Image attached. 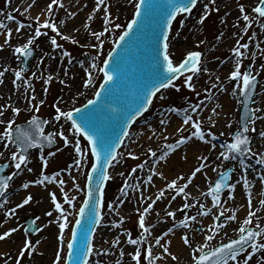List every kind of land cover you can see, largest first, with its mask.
Instances as JSON below:
<instances>
[{
    "label": "rangeland",
    "instance_id": "rangeland-1",
    "mask_svg": "<svg viewBox=\"0 0 264 264\" xmlns=\"http://www.w3.org/2000/svg\"><path fill=\"white\" fill-rule=\"evenodd\" d=\"M137 2L138 0H105V4L108 7V18L111 20V23L107 25L105 24V13L104 8H102L101 11L103 12V15L101 19L94 21H82L83 27H88V29L90 30V36L88 33H86V35L73 34L71 36L77 41V43H72L71 41L63 40L60 36H57L56 33L53 32L50 28L42 27L41 31L42 33H46V35H41L38 39L35 40L34 44L32 45V48L36 51V56L38 57V59L34 63H32L30 65L29 70L24 73V76L31 83V88H26V85L23 80L16 81L15 84L13 83V81L15 80V71L21 70V61L17 62L18 66L16 68L12 67L13 65L10 66L9 72L5 71L3 65L0 63V72H4V75L0 79V81H2V83H0V88L3 86L5 87V85L8 86L14 97V99H11L6 97L4 94H0V113H3L2 115H0V121L3 122L0 123V133H3L4 129L7 127V122L9 120L15 121L16 125L24 123L34 116H39L41 118H44L46 121L50 122L48 123L46 133L51 131L59 132L62 126V130L71 141L68 146H65L64 141L59 136H57L55 138L57 142V147L55 150L35 151L34 155L29 159L28 162V167L32 168L33 171L28 172L27 169L24 168V166L22 165V170L20 171V173L25 169L24 178L18 181L20 173L16 177H14L13 183L8 189V191L13 190L14 193H16L18 190L24 191L25 189L22 187L24 183L36 180L29 179V177L31 175L34 176L35 169H37L38 171V174L36 176L41 174V170L43 169V163L40 159L41 155L48 159V166L46 169H44V172L46 175L51 176V174H53L54 172L63 171L67 168V166L71 164V161H74L76 154H74L72 149H74V143L76 139L80 140L81 147L85 148V150L87 149V146L86 144H84L83 139L80 136H77L75 134L74 129L70 127L69 121H66L63 118L60 122H56L54 120V116L56 115L55 109L56 107H59L63 112L72 111V109H75L76 107L85 104V102L93 96L102 80V72L99 71V68L102 67L106 55L112 49L118 36L124 30L127 23L132 18L135 11L134 4ZM199 2L200 7L197 11H193L191 15L186 14L179 17L172 27V31L168 41V51L174 64H179L186 57L189 51H200L202 53V68H208L210 67V65L213 64L219 65L220 63H227L232 56L234 57L232 49L237 46L238 40L240 44L247 43L249 46H251L253 51L255 50L257 53L262 51L264 52V27H261V22H264V20H262L261 22H257V20L255 19L256 14L253 12V8L257 3L256 0L253 2H249V0H215V3H212L211 0H199ZM8 4H10L9 0H0V22L6 24L15 21L16 23L19 22L18 24L21 23L25 25L24 28L27 29L28 38L22 43L19 37L15 41V44H19L20 46L22 44L24 45L27 43V40L29 38L34 36L35 28L39 25H42L43 22H41L40 20L39 23L37 20L28 21L26 17V12H24L22 8L19 7H16L17 9H14V12H9L7 8ZM204 4L209 5L210 15L207 19H205L204 23L201 24L198 23V20L204 11ZM240 5L244 6L245 14H248L250 17L254 18L250 26H248L247 22L243 21V14L239 10ZM226 12L235 13L234 22L237 24H235L234 28L239 30L236 33V36L229 43H227L226 46H224V42L221 43V45L224 46L221 47L217 44L220 42L219 39L221 37L223 29L227 26L222 21L224 20ZM9 15L13 17L12 20L7 19ZM193 15H196V18H191ZM47 21H49L50 23H55L58 27L59 19L57 17V8L52 9V15L47 19ZM181 21H183V25H181ZM116 24L121 25V27L116 28ZM240 25L241 28H239ZM105 27H107V31H104ZM245 27H247L248 29L247 32L244 31ZM93 32L103 33V35H101L100 39L98 40L92 35ZM181 35L184 36L183 39H180ZM53 36H56L58 44L62 45V49L53 48L50 43V38ZM92 45L101 46L94 48L92 47ZM222 48H225V50H223ZM14 50L15 49L8 48L6 49V52H9L10 57L18 61L19 59L15 57L16 55L14 53ZM63 51H67L68 53H70V55L67 57L62 56ZM241 52L244 53V56L240 57L242 63L241 71L244 72L247 66H251L252 74L258 79H260V84L257 89V94H260L263 91L264 86V71L261 69L259 70L254 63V60L250 59L248 53L249 47L247 49L242 48ZM55 59L56 61H58L57 72H55V75L53 73H50L49 75L47 73L48 63L53 62ZM41 60L43 61V63H41ZM69 61L71 62L69 63ZM93 62L98 65L97 68L91 67ZM84 63H86L85 67L83 65ZM81 69H84L86 71V74H84L85 76L83 75V71ZM32 73H36V76L33 77ZM89 73L91 74L90 76ZM6 76L9 77L8 80L5 79ZM49 76L52 77L50 81H48ZM185 77L186 76L182 77L180 81L175 83L176 87L168 88L157 95L152 105V108L146 116L148 122H145L144 125H138L136 127L137 129L135 130L137 135L135 133L132 135V137H136L137 139V137L140 135L141 137L145 138L146 134L149 132L148 134H152L150 135L151 139L152 136L154 137L153 133H155L153 127L154 125L160 123L161 119H165L169 123V121L173 118L180 117L184 119L186 115H191L193 117V120L201 121L202 116L199 114L198 110L197 112L193 113L191 111L190 105H196L203 101L202 105L207 104L205 102H208V107H210L213 106L214 102L216 103L217 101H219V97L215 95V93L217 92V88L213 89L211 87L212 84L208 85L209 79L211 78L209 73L201 71L200 73L193 76L192 83L195 84V91L190 90L184 84ZM225 78L226 75H224L223 78H220L219 81H216L215 84H217V87H219L220 89V86L224 88L223 85L230 84L233 99L232 104L234 109L238 110L239 112L241 96H239L238 94L233 95V89L236 86V81L230 79L227 81V79ZM89 79H91L92 81L91 84L85 86L86 81ZM46 81L48 82L46 83ZM206 88L209 89L210 92H205ZM45 89H47L46 92ZM197 93H199V96L197 95ZM12 94L9 93L8 95L11 96ZM33 95L35 96V99L31 100L30 98ZM160 96H164L165 98L161 100ZM206 97L208 98L206 99ZM41 100L44 101L43 104H40ZM34 105H39L38 112L35 111L33 107ZM173 107L181 109V111L179 113L168 111V109H171ZM16 108L20 109L18 115L13 112V109ZM183 109H188V112L185 113ZM238 115L239 114L235 113L232 118L224 120L219 119L218 115L215 116L214 113L211 112L209 114H206V119L204 122L206 125L203 126L202 129L206 133L210 132L211 134H214L215 139H213L212 135H209V137L211 138L212 143L219 148V146L221 147L222 145L231 142L232 133L238 129ZM209 117H212V119H209ZM157 119L158 121L154 122ZM229 124L231 125V127H229ZM149 125H152L153 127H149ZM189 125L191 127V124ZM157 126H159L158 131L163 128V125L161 124H158ZM253 127L254 123H252L249 127V135L251 136V138L254 139L255 143L258 140L261 141L262 138L261 136H258L257 133L251 130ZM146 129H149L147 130L148 132L146 131ZM193 130L194 129L191 128L190 132ZM4 143H6V141L0 140V153H3L2 155H0V163L11 164V168L9 170L10 175L13 171H16L11 161V153L12 151L16 150V147L10 144L8 148H4ZM136 144H138L137 141L129 140V144L126 145L125 149L127 150L129 148V153H132V155H129L128 153V157L123 156L119 160V163H115L114 165V171H116L117 174L115 176H111L112 178L109 180L106 189L105 207L103 209L104 221L102 223L101 228L102 232L96 240L97 243L95 249L93 250L92 259L89 264H118V262L119 264H125V262L129 264H136V262L132 259V256L123 257L121 255V250H118L117 248L118 243H115V241L117 240L112 241L111 243H105L106 239L109 236L113 234L120 235L119 232H122V235L127 237V239L128 232H130L132 238L141 240V242L137 245L141 251V264H148L149 259L151 260V264H155V257L153 256V253L155 252V250H157L158 245L154 242H151L148 239V236L152 233L151 229L155 228L156 224L148 226L146 225V227L149 228V232L144 233L143 230L138 227L140 213L137 212V207L141 209V206L143 205V203H141L142 196L140 190V187H142L143 185L141 182V173L144 167L149 162L150 157H152L151 153L149 152V149L152 148L147 145L148 142H144L141 146L138 147L136 151H134L132 146H135ZM187 144L180 145L176 150H179V148L181 150L184 149ZM161 149L162 148H160L159 150ZM222 150L223 149H221V151ZM71 151L73 152V154L71 153ZM256 151L257 147L253 145V153L250 156L251 160L247 159L245 162L247 170L252 167L260 166L256 163V160L259 159L258 155L256 154ZM49 153H55V156H50ZM177 159L178 157H176V160ZM216 161H218V163L214 162L211 169V171L215 174L214 180L216 179V176H218L217 174L221 170L232 165H238V168L236 170V172L238 171V173H235V175L233 176V182H231L233 184H236L237 186L236 178L239 177V171L242 167L241 165H239V162L232 160L225 161L222 157L217 159ZM164 163L165 162H161V164ZM141 164L144 165L142 169L137 167ZM165 165L166 164H164L163 167H166ZM89 168L90 163L87 165V167L83 169L82 178L84 182L81 185L80 189H75L72 205L66 203L64 197L60 196V193L55 192L58 201L60 203H64V205L68 207L69 211H71V208L78 209L79 205L84 199V183L86 180L85 173L89 170ZM133 168L137 169L136 172L129 175L132 172ZM121 173H123V175H121ZM245 174L247 173H245L244 171L242 175ZM240 177L242 178V176ZM125 181H127V188H125ZM81 183L82 182H80V184ZM212 184L213 181L210 183V185ZM33 185L34 184H31V186ZM122 188H125L127 196L121 195ZM169 190L170 192H173L175 198L178 196L176 195V191L174 189L169 188L168 191ZM65 191V193H67V190ZM49 193L50 192L45 193V196L43 197V204H38V207H34L32 210H29L25 213H21L16 216L13 214V216H15V227L16 229L22 232L23 237L20 241H18L17 248L13 249L6 259H0V264H37L39 262L40 264H54L56 253L54 248L55 246H53L52 241L54 240L56 235L58 236L56 226L58 227V223L60 222L61 218L56 212L53 203L51 202V197ZM61 195H64V193ZM67 195L69 196L68 193ZM122 197L127 200L128 204L130 205L131 209L134 210V212L130 213L128 216L120 220L119 217L116 215V212L109 210L107 205L111 203L114 206V203L118 201V198L121 199ZM222 199H224V202ZM226 199H229V190H227L226 193L221 195L220 204L218 206H221L222 209L219 210V213H217L215 217V214L212 213V211L216 210V208L214 207L211 196L207 193L205 197L201 200L197 199L193 201H188L187 203L192 206L187 209H184L183 205L179 206L176 211L173 212L175 213V218L168 216V212H162L158 214L156 216L155 223H158V226H164L167 231L171 228L172 231L170 233H172L175 230H184L180 222L182 220H185V217H189V219L186 220V223L190 225L194 222L199 221V219L207 220L208 225L202 226L198 224L196 225V227H194V231L197 232V234H200L201 237H204L205 239L209 235H212L214 237L211 240L206 239L204 245H207V247H204V251L209 250L210 248L217 247L221 243H224L230 239L237 238L239 235L238 228L240 226L255 227L256 224H260L261 227H264V219L261 218L258 214H255L252 217L251 225H244V221L248 217L241 221H238L236 219L231 221L228 220L227 217L234 214L225 211ZM208 200H210L209 203L212 204L210 211L207 215H198V213L201 211V204L205 206V209H208ZM151 202H149L148 199L146 201L147 205H149ZM48 211H52L53 215L51 217L46 215ZM184 211L187 212L183 214ZM3 212H5L4 217H7V215H10L9 212H11V209L5 210ZM140 212L143 211L140 210ZM220 212H224V221H222L220 227H217L216 220L217 216L220 215ZM54 215H57L59 217V220L53 219L52 217ZM191 216H196V220L192 221L190 219ZM28 217H33L34 219H36V217L40 218L39 220H36V225L40 226L42 228V231H39L37 235L32 237L28 236L25 232L26 225L24 223V220ZM75 218L76 217L73 216L68 221V226H70L69 232H71ZM175 219L177 220L175 221ZM63 222L64 221L61 220V223ZM187 229L186 232L189 233V238L192 242V227H189V230ZM224 233H226V235ZM45 234L48 235V237H45ZM26 239L30 240L35 247L32 251H26L24 256L21 257L19 253L23 248ZM37 241H40V243L37 244ZM47 241H50L52 243L49 249L50 255L47 259H42L43 256L36 254V250L43 249V244ZM261 242H264V235L260 236V240L257 243ZM66 245L67 243L64 242L63 250L61 251L62 260H60V264H64L65 262L64 252ZM197 247L198 246H195L194 248ZM149 248H151L152 252L151 257L148 256ZM189 248L191 250L190 257H192V249L194 248ZM250 254L251 259H249L248 264H264V250L257 251L254 253V255H252V250L249 249H247V251L243 253L240 257H238L239 264H244V258L249 256ZM40 259L42 260L40 261ZM157 261H159V259ZM183 263H181L180 261H174L173 263L169 264ZM229 264H236V262L230 261Z\"/></svg>",
    "mask_w": 264,
    "mask_h": 264
},
{
    "label": "snow or ice",
    "instance_id": "snow-or-ice-1",
    "mask_svg": "<svg viewBox=\"0 0 264 264\" xmlns=\"http://www.w3.org/2000/svg\"><path fill=\"white\" fill-rule=\"evenodd\" d=\"M212 3H215V0H211ZM59 0H51L48 5V11L51 14L52 6L57 5ZM198 0H163V3L159 9L158 15L155 17V24L159 27V33L154 34L155 39V54L149 58V64L147 68V75L145 81L142 83V94H138L135 98V107L132 108L129 106L127 102V97L129 95L127 90V80L131 73H134L137 68L134 61L126 59L120 52L110 51L108 53V58L103 61V67L99 68V71L103 72L104 80L103 83L100 84L99 90L95 93V97L93 99H89L82 108H75L72 111L63 112L59 107H56V115L54 116V120L56 122H60L61 119H65L66 121H70V127L74 129L75 134L77 136H83V138L87 141L88 147H81V143L79 139L75 140L74 143V151L76 153V157L73 161L72 165H69L68 168L63 171L68 172L69 176H71V169L75 168L76 171H81L90 163V169L85 173L86 176V193L85 199L82 205L79 207L78 212H75V215L78 217L75 220V225L71 229V239L67 242V261L69 264L75 259L76 264H89V256L93 251L92 241L89 239L91 233L95 230V227L100 225L102 222V211L105 207V186L106 182L109 181L112 177L108 172V168L114 166L113 162L119 163L117 160L118 153L116 152V148L118 147V143L120 142V136H116L114 139H110L106 137L100 127L97 126L96 117L98 114H103L107 118H113L116 120H122V135L127 136L128 132L124 130L127 124L133 120L136 116L140 115L142 112L147 111L148 107L152 103L153 97L156 96L161 89H167L169 87H176L174 81L181 76H184L185 73H190L184 79V84L192 91H195V84L192 83L193 76L200 73L201 71L207 72V68H202L201 57L202 53L200 51H189L186 57L177 65H174L173 60L169 55V31L173 24V21L176 20L178 14H188L191 15L193 13V9L197 7ZM63 7V5H60ZM104 8L105 13V24H110L111 20L108 18V7L105 4V0H96L95 11H99L101 8ZM135 12L133 18L127 23L126 29L119 36L118 42H116V48L118 49H129L131 43L134 41V38L137 37L140 32L142 26L145 21L149 18H152L154 15L153 9L154 5L152 0H138L137 3L134 4ZM203 13L199 17L198 23L203 24L205 19L210 15L209 5H203ZM240 12L243 14V21L247 22L248 26L251 25L253 17H250L248 14H245V8L243 5L239 7ZM253 12L256 14L255 19L257 22H261L264 20V0H258V5L253 8ZM7 19L12 20L13 17L9 15ZM91 19V17H89ZM37 21L39 23V17H37ZM183 25V21L180 22ZM6 27L2 22H0V28ZM25 25L21 24L18 26L17 31L24 28ZM50 28L53 32L56 33L57 36H60L61 39L66 41H71L72 43H77V41L68 35H63L57 25L55 23H50L49 21H44L42 25H39L35 28V34L31 38L27 40V43L21 46L15 47L14 53L16 58L21 61L23 64L28 57H31L33 54L32 45L35 40L38 39L41 35H46V33H42L41 28ZM116 28H120L121 25L116 24ZM261 27H264V22H261ZM107 27H105L104 31H107ZM247 27H245L244 31L247 32ZM9 35H11V30L9 29ZM92 35L96 37V39H100V36L103 33L93 32ZM161 38L163 39L162 45V54L163 60L161 61ZM7 42V41H6ZM50 43L54 49L61 48L62 45L58 44L56 36L50 38ZM102 45V41H101ZM101 45H92V47L97 48ZM249 45L247 43L240 44L239 40L237 41V46L232 49L234 56L236 57L235 69L231 71L229 79L236 81V86L233 89V95H239L244 97V111L250 113L252 119L248 120L242 127V129H238L231 142L222 145V151L219 152V158H223V160L228 161H237L239 165L244 166L246 160L248 159V155L251 153L250 138L247 135L249 132V124L254 123L255 112L259 111V109L253 110L248 107V101L251 100L252 94L256 88V77L251 74V71H241L242 63L240 57L244 56V53L241 52V49H247ZM70 53L67 51L62 52V56H69ZM71 61H69L70 63ZM41 63L43 61L41 60ZM92 68H97L98 65L93 62L91 65ZM7 71V69H5ZM25 69H21L15 71V80L16 81L23 80L26 88H31V83L24 76ZM4 75V72H0V77ZM91 74L89 73V76ZM32 76H36V73H32ZM52 79L49 76L48 81ZM216 80L219 81V76L216 77ZM46 81V83L48 82ZM91 79L86 81L85 86L91 84ZM2 83V81H0ZM63 83V81H62ZM213 89L217 88V84L213 83L211 86ZM221 90H223L222 86ZM47 89H45V92ZM34 92V89H33ZM205 92H210L209 89H205ZM119 93V95H117ZM199 96V93H197ZM165 97L160 96V99L163 100ZM208 97H206L207 99ZM31 100L35 99L33 95ZM44 101L41 100L40 104H43ZM203 101L196 105H190L191 111L193 113L197 112L201 108ZM35 111H39V105L33 106ZM168 111L179 113L181 109L171 108ZM185 113L188 112V109H183ZM214 114L216 113V108L211 110ZM15 114H19L20 109H13ZM3 113H0L2 115ZM212 119V117H209ZM247 119V118H246ZM0 123H3L0 121ZM50 123L49 121L39 119L37 117H33L30 121L27 122V127L16 126L15 121L9 120L7 122V127L4 129L3 133H0V140L6 141L4 143V148H8V146L14 145L16 147L15 151L11 153V161L16 171H13L10 175H0V197H6V192L9 189L10 183L13 181V178L16 177L20 171L22 170V165L27 169L28 172H32L33 169L28 167L29 157L28 152L30 148L40 147L43 148L44 143L49 145L54 144L56 142L55 138L59 136L63 141L64 145L68 146L71 141L69 137L65 135L64 131L61 130L59 132H48L45 134V125ZM167 121L165 119L160 120V124L164 125ZM191 124V128L194 129L189 133L188 136H181L174 144L168 143L165 145V148L170 151H175L180 145L187 144L188 141L195 138L204 143H209L210 141L207 139V136L214 134L210 132L206 133L201 126V122L199 120H193L191 115H186L183 119V125ZM229 127L231 125L229 124ZM184 129L181 128L180 131ZM253 132L256 129L253 127L251 129ZM155 134V133H153ZM259 135L264 137V132H260ZM165 140L168 137H164ZM213 149L216 148L215 144L211 145ZM149 152L153 157H156V152L152 149H149ZM90 153V156H89ZM3 153H0L2 155ZM169 152L165 151L159 159L156 161L159 163L160 160H165L168 156ZM49 155H55V153H49ZM132 155V153H129ZM136 158V157H133ZM43 163V169L41 170V178L36 179L34 181H30L28 183H24L22 187L24 189H28L30 184L34 185H43L46 186V182L55 181L59 186L62 193H64V200L69 205L73 204V199L70 198L67 193L64 192L65 181L63 179L56 180L57 176H60L59 172L53 173L51 176L46 175L44 169L48 166V159H46L43 155L40 157ZM202 161H207L208 157L204 156L200 158ZM257 164L264 165V157H260L256 160ZM206 165L205 163H201L199 167H196L191 176L187 178V183L183 187H177L176 180H173L170 184L167 185L168 188L174 189L176 191V195H180L181 193H185V188L188 184L192 183V180L195 178L197 173H200L202 168ZM8 164H4L0 166V172H3L4 169L8 168ZM138 168L142 169L144 167L143 164L138 165ZM136 168L132 169V172L129 174L136 172ZM215 170V169H213ZM245 173H247V167L244 168ZM155 170H153V174L148 175L147 181L151 182L153 179V175H155ZM123 175V173H121ZM162 175V174H161ZM219 179L208 188V195L211 196L212 202L214 205L220 204L221 193L224 190H229V199L234 198L233 193L236 188V184L229 183L231 178V173L229 172H220L218 173ZM184 179V177H181ZM243 186L245 189L249 187V181L247 179V175L245 174L242 178ZM260 179L264 181V174L260 175ZM73 186L76 189H80V185L76 183V177L72 176ZM127 181H125V188H127ZM125 188L121 189V195L127 196V192ZM51 197V202L53 203L56 212L59 214L60 218L64 221L59 224V236L58 240L60 242L61 248L60 251L63 250L64 245V231L68 226V216L65 214L66 209L63 208L61 203L57 199V195L55 192L49 193ZM164 196V190L160 191V195L157 197ZM175 199V196L172 197ZM33 197L31 194H28L21 203L16 205V208H23L25 205H28L30 201H32ZM149 199H151L149 197ZM124 201L118 198V204L122 205ZM155 203V201H153ZM260 203L264 205V200H261ZM192 205L185 203L183 205L184 209L191 207ZM109 210L115 211L113 204L109 203L107 205ZM248 207L251 209L252 200L251 194L249 193L248 199ZM152 208V204H149L147 207L143 209V212H140V209H137L139 212V220L138 227L143 230L144 233L149 232V228L146 227L145 224V214H147ZM201 211L198 215H207L210 209H205V206L201 204ZM15 208L11 210V214L15 213ZM49 217L53 215L52 211H48L46 213ZM168 216L175 218V213L168 212ZM224 212H220V216H223ZM255 215L254 212L249 211L248 218L244 221V225L252 224V217ZM196 216H191L190 219L192 221L196 220ZM39 217H36L33 220V225L36 228V231H42L40 226H36V220H39ZM189 217H185V220H182L180 223L183 227H188L186 220ZM219 219V217H217ZM228 220L236 219L235 215H230L227 217ZM83 221V223H82ZM120 223V222H118ZM217 227H220L217 225ZM18 229L12 228L2 235H0V240L5 239L10 236L11 233L16 232ZM127 231V230H126ZM172 229H168L167 232L163 234V236L156 239V244L160 245L161 240L164 236H167ZM214 231V230H213ZM238 238L230 239L227 243H221L218 247L210 248L207 252L203 249L207 247V245L198 246L197 248L192 249V260L194 264H229L230 261L236 262L239 264L238 256L240 253L246 252L247 248L250 247L252 249V253L254 254L257 251L264 250V242L257 243V237L264 235V227H261L260 224L255 225V229L251 227L240 226L238 228ZM78 238H80V243H77ZM214 237L209 235L206 239L211 240ZM183 243L185 245L190 244V238L187 234H184ZM119 239L115 243H118ZM127 242L131 245H138L141 240L134 239L131 236V233L128 232V240ZM37 244L40 241L36 242ZM34 245L30 240H25L24 246L21 249L19 255L21 257L24 256L26 251L34 250ZM164 252H168V248L164 247ZM60 251L57 252L55 256L54 264H60L61 256ZM198 253V254H197ZM123 255V252H121ZM152 252L151 248L148 249V256L151 257ZM175 259V257H173ZM132 259L136 262V264H141V251L139 248L134 250V254L132 255ZM249 259H251V254L244 258V264H248ZM119 264V262H118ZM148 264H151V260L149 259Z\"/></svg>",
    "mask_w": 264,
    "mask_h": 264
},
{
    "label": "bare ground",
    "instance_id": "bare-ground-1",
    "mask_svg": "<svg viewBox=\"0 0 264 264\" xmlns=\"http://www.w3.org/2000/svg\"><path fill=\"white\" fill-rule=\"evenodd\" d=\"M11 1V2H10ZM255 0H249V2H253ZM258 3V0H256ZM51 0H9V3L7 6L9 12H14V9H17L16 7L22 8L24 12H26V17L28 21L37 20V17H39V20L41 22L46 21L51 15L48 11V5L50 4ZM126 2V1H125ZM63 5L61 7L60 5ZM95 4L96 0H59V3L57 5H53L52 9L57 8V17L59 19L58 28L60 32L64 35L72 36L73 34H79V35H86V33L90 36V30L88 27H83L82 21H94L102 18L103 12L101 11L102 8L99 11H95ZM198 8L200 7V2L197 4ZM198 10V9H197ZM193 9V11H197ZM4 15V14H3ZM91 17V19H89ZM191 18H196V15H193ZM235 13L233 12H226V15L224 17L223 23L227 26L223 29L220 37V42L217 44L218 46L224 47L229 43L238 32L239 29L234 28L235 23ZM1 21V16H0ZM229 21V22H228ZM20 24H8V26L4 28H0V63L3 65L4 69H7V72H9V67H15L17 65V62L10 57L9 52H6V49L11 48L15 49V47L20 46L19 44H15L16 39L19 37L21 43L28 38L27 36V29L22 28L19 31H17V28ZM241 28V25L239 26ZM9 29L11 30V35H9ZM234 31H233V30ZM184 36L181 35L180 39H183ZM7 41V42H6ZM225 43L224 46L221 45V43ZM23 45V44H22ZM225 50V48H222ZM249 56L250 59L254 60V63L258 69L264 71V52L257 53L255 50L249 46ZM38 59L36 56L33 60V63ZM57 63L56 59L53 62H49L47 66V73L50 75V73H53L55 75V72H57ZM236 63V57L232 56L231 59L227 63H220L210 65V67H206L208 69L207 72L210 75L209 83L208 85H211L213 83H216V77L219 76L220 78H223L224 75H226L227 81L229 80V76L231 71L234 70ZM84 67L86 66V63L83 64ZM204 68V67H203ZM83 71V75L86 74V71L84 69H81ZM80 72V71H79ZM228 73V74H227ZM70 75V73H69ZM85 76V75H84ZM1 79V77H0ZM6 80L9 79L8 76L5 77ZM226 81V80H225ZM226 84V83H225ZM264 84V82H263ZM224 88L221 90L219 87H217V92L215 95L218 98L219 101L216 103L214 102L213 106L208 107V102H205L207 104H204L201 106V108L198 110L199 114L202 116L201 119V126H205L206 124V114L211 113L213 108H216L215 116L218 115L219 119H230L232 118L235 113L239 114L238 110H235L233 107L232 102V94H231V87L230 84L223 85ZM170 88V87H169ZM168 91V90H167ZM82 92V90H81ZM163 92V90L161 91ZM12 92L10 91L9 87L5 85V87L0 88V94H4L6 97L14 99L13 94L9 96L8 94ZM254 101V110L259 109V111L255 112V116L257 117L254 120V128L256 129L255 133H257L258 136L260 132H264V86L263 91L260 94H257ZM213 113V112H212ZM239 116V115H238ZM155 120L154 122H157ZM160 124V123H158ZM157 124V125H158ZM149 125L153 127V130H155L154 137L150 139V135L148 132L146 134V137H141L140 135L137 137H128L130 140L137 141L138 144L135 146L133 145L132 148L134 151L138 149L139 146H141L144 142H148V146L152 148L153 151L156 152V157H150L149 162L144 167L142 173H141V182L142 187H140L141 190V196L142 200L141 203H144L141 207H137V209H140L143 211L145 207H147V199L149 202H153L154 206L150 209V211L145 214V223L146 225H152L156 222V216L162 212H175L176 209L179 206L184 205L188 201H193L197 199H203L205 195L208 193V188L210 183L214 180L215 174L211 171L213 163L216 161L219 156V152L221 151L222 147L219 146V148L216 146L215 149L212 148V141L210 137H207V139L210 141L209 143H204L199 140H196L193 138L188 142V144L184 147V149L176 150V151H170L165 148V145L168 143H175L178 139H180V136H188V133L191 130L190 125L186 126L183 125V119L182 118H173L169 121H167L166 124L163 125V128L158 131L159 126ZM136 125H134L131 134L136 133ZM183 128V131H180V129ZM143 129V128H142ZM144 131V130H143ZM137 135V133H136ZM168 137L167 140L164 139V137ZM261 141L253 142V145L257 147L256 154L258 157H264V137H261ZM254 141V140H253ZM162 148L161 150H159ZM75 153L74 149H72ZM129 148L127 150H123L119 156L118 160L122 158L123 156H129ZM168 151L169 154L166 157L165 160H160L159 163L156 161L159 159V157L165 152ZM71 151V153L73 154ZM207 156V161H202L200 158ZM176 157L178 159L176 160ZM161 162H165L166 167H163L164 164H161ZM205 163V167L202 168L200 173H197L195 178L192 180L191 184H188V186L185 188V193H181L178 195L175 199L172 197L173 192L170 190L168 191L167 185L170 184L173 180H176L178 187H183L187 183V178L191 176V173L196 167H199L201 163ZM157 164V165H156ZM154 165V166H153ZM260 165V164H259ZM153 170H155V175H153V179L151 182L147 181L148 175L153 174ZM112 172V173H111ZM68 173V172H67ZM111 173V174H110ZM243 168L240 171L239 177L236 178L237 180V186L235 188V191L233 193L234 198L232 199H226L225 201V211L231 212L235 215L236 220L241 221L244 220L246 217H248L249 211L254 212L255 214H258L261 218L264 219V205L260 203L261 200H264V181L260 179V175L264 174V165H260L259 167H254L252 170H249V173L247 174V179L249 181V187L247 189L243 186V181L240 176H242ZM38 174L37 169L34 170V176L31 175L29 179H40L41 174L36 176ZM83 169L81 171H76L75 168L71 169V176L69 174H60V176L56 177V180L67 178V182L64 185V191L67 190V193L72 198L74 195V190L76 189L73 186L72 176L76 177V183H78L81 187L84 180L82 178ZM110 176H115L117 173L114 171V168H112L109 171ZM162 174V175H161ZM25 175V169L20 173L18 181H20L22 178H24ZM181 177H184V179H181ZM80 182H82L80 184ZM164 190V196L157 199V197L160 195V191ZM47 192H58L63 194L60 190V186L55 182H46V186L43 185H33L29 186L28 189L22 191L18 190L16 193L13 192V190H10L6 193V197H1L0 200V235H2L4 232L16 228L14 223V217L16 215H19L21 213H25L29 210H32L34 207H38L37 205L43 204V197L45 196V193ZM249 193L251 194V200H252V207L249 209L248 207V199H249ZM31 194L33 199L30 201L28 205H25L23 208L19 209L16 208V205L18 203H21L22 200L28 195ZM149 197L151 199H149ZM124 203L122 205L118 204V201L114 203V208L116 215L119 217V219H123L124 217L128 216L130 213L134 212V210L131 209L130 205L128 204L127 200L122 197L121 198ZM224 202V199H222ZM210 200H208L207 203H209ZM62 206L67 210L66 215L68 216V221L70 218H72L75 215V212H77V209H70L69 211L68 207L64 205V203H61ZM212 204H207V208L211 209ZM216 210H213L212 213H214V217L219 213V210L222 209L221 206L214 205ZM15 208V213L8 215L7 217H4L3 211L13 209ZM136 211V210H135ZM129 212V213H128ZM53 219L59 220V217L54 215L52 217ZM62 220V219H61ZM57 231L59 236V224ZM177 219H175L176 221ZM208 221L205 219H199V221L192 223L191 225H188L189 227H192L191 229V237L192 242L191 247L204 245L206 242V239L204 237H201L200 234H197V232L194 231V227L196 225H202L206 226ZM212 223V220H211ZM69 227L64 231V241L65 243L69 239ZM188 230V229H187ZM167 230L164 228V226H156V229L151 231L152 233L148 236V239L151 242H155L157 238L163 236V234ZM46 232V231H45ZM102 229L98 231V236L101 234ZM120 235H111L109 236L105 243H111L112 241L119 239L118 242V250H121L123 252V257H131L132 254H134V250L136 248H139L137 245H131L127 242V237L122 235V232H119ZM187 234L189 236V233L186 232V228L184 230H176L173 233H169L167 236H164V238L161 240V244L158 246V249L153 253L156 258H159L160 261L158 264H169L175 262H181L183 264H192L193 260H191V250L188 245H185L183 243V235ZM226 235V233H224ZM58 236L54 238L53 246H55V253L57 254L58 251H60V242L58 240ZM23 235L20 230H17L14 233H11L10 236L6 237L3 240H0V259H6L7 256L11 253L13 249L17 248L18 241L22 239ZM45 237H48V235L45 234ZM101 239V238H100ZM103 242V240H102ZM44 248L41 250H36V254L42 255V259L49 257V249L52 245V243L49 241L45 242ZM96 245V242H95ZM164 247L168 248V252H164ZM20 249V247H19ZM132 253V254H130ZM60 256L61 251H60ZM175 257V259L173 258ZM40 259V261L42 260ZM36 264V263H33ZM37 264H40L37 263ZM125 264H129L126 263Z\"/></svg>",
    "mask_w": 264,
    "mask_h": 264
},
{
    "label": "water",
    "instance_id": "water-1",
    "mask_svg": "<svg viewBox=\"0 0 264 264\" xmlns=\"http://www.w3.org/2000/svg\"><path fill=\"white\" fill-rule=\"evenodd\" d=\"M161 3H163V0H161ZM194 9L197 10L199 8L197 6ZM153 12H154V9H153ZM156 14L158 15V13ZM156 14L154 12L153 17L145 21L137 37L134 38V41L131 43L129 49L127 50L118 49V48L115 49V51L120 52L126 59L132 60L136 64L137 70L134 73L130 74L127 80V85H126L128 93H129L127 97V102L129 106L132 108L135 107L134 101H135L136 96L138 94H142L141 85L146 79L149 58L155 54L156 44H155L154 34L159 33V27L158 25L155 24V17L157 16ZM162 45H163V39L161 38V43H160L161 61L163 60ZM117 95H119V93H117ZM130 100L132 101V103ZM133 120H131L127 124L126 128H124L125 131L128 132L129 128L131 127L133 123ZM145 122H148L147 118L140 121L138 125H144ZM96 123H97V126L101 128V130L106 135V137L110 139H114L116 136H120V142L118 143V147H119L121 140L124 137L122 135L123 121L122 120L118 121L113 118H107L103 114H98L96 117ZM27 223H28L27 231H29L31 234L36 232V228L32 225V220L27 221ZM96 228L97 226L95 227V229ZM94 231L89 236L90 240L93 236ZM77 243L78 244L80 243V238H78ZM71 264H76L75 259L71 262Z\"/></svg>",
    "mask_w": 264,
    "mask_h": 264
}]
</instances>
